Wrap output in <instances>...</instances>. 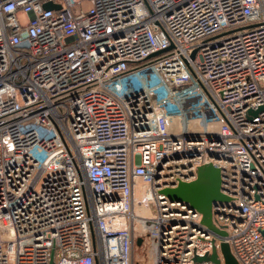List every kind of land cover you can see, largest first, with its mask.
Returning a JSON list of instances; mask_svg holds the SVG:
<instances>
[{
  "label": "built area",
  "instance_id": "2783aa9c",
  "mask_svg": "<svg viewBox=\"0 0 264 264\" xmlns=\"http://www.w3.org/2000/svg\"><path fill=\"white\" fill-rule=\"evenodd\" d=\"M141 184L156 264H264V0H0V264H134Z\"/></svg>",
  "mask_w": 264,
  "mask_h": 264
},
{
  "label": "water",
  "instance_id": "95a60500",
  "mask_svg": "<svg viewBox=\"0 0 264 264\" xmlns=\"http://www.w3.org/2000/svg\"><path fill=\"white\" fill-rule=\"evenodd\" d=\"M44 8L59 9L60 7L52 3H46ZM222 173L221 170L207 164L199 167L197 178L192 182H181L176 187L167 188L161 191L163 195L171 201L187 203L192 209L202 215V224L212 233L219 237H226L227 233L218 229L213 222V206L218 202L228 201L229 199L221 192ZM142 244V239L138 240V245ZM52 256L51 264H53ZM196 262H213L214 264H239L234 257L229 243L223 241L218 250L213 249L211 255L196 257Z\"/></svg>",
  "mask_w": 264,
  "mask_h": 264
},
{
  "label": "rangeland",
  "instance_id": "374dc122",
  "mask_svg": "<svg viewBox=\"0 0 264 264\" xmlns=\"http://www.w3.org/2000/svg\"><path fill=\"white\" fill-rule=\"evenodd\" d=\"M83 7H88L90 8L89 3H84ZM146 185H140L137 186L136 191H135V214L137 215V218L134 221V227H135V245L133 249V263L134 264H156V246H155V241L149 236L150 234V229H146L145 233H143V226H149L150 222H146V225H144L140 217L144 219H149L150 217H153L155 214V209L154 207L150 206H145L143 202V197L144 194L146 193ZM141 236L145 239V241L139 246L137 245V241Z\"/></svg>",
  "mask_w": 264,
  "mask_h": 264
},
{
  "label": "crops",
  "instance_id": "0c3cea01",
  "mask_svg": "<svg viewBox=\"0 0 264 264\" xmlns=\"http://www.w3.org/2000/svg\"><path fill=\"white\" fill-rule=\"evenodd\" d=\"M139 239H142V243L145 241V239L141 236V238H139ZM138 239V240H139ZM137 245H138V241H137ZM140 246V245H139Z\"/></svg>",
  "mask_w": 264,
  "mask_h": 264
}]
</instances>
